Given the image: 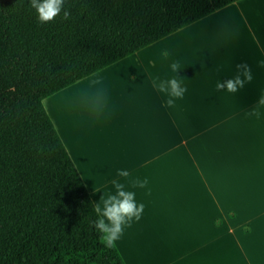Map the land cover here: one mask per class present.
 Segmentation results:
<instances>
[{"label": "crops", "instance_id": "obj_1", "mask_svg": "<svg viewBox=\"0 0 264 264\" xmlns=\"http://www.w3.org/2000/svg\"><path fill=\"white\" fill-rule=\"evenodd\" d=\"M241 63L251 67L252 82L237 93L217 91ZM100 74L114 83L113 101L100 104L105 117L68 124L69 145L63 142L93 201L118 180L144 204L116 242L126 264H264V106L258 119L248 115L264 96V0H238L69 89ZM174 76L187 92L170 108L152 81ZM137 179L147 186L133 188ZM159 229L171 233L151 236ZM171 237L183 246L150 248Z\"/></svg>", "mask_w": 264, "mask_h": 264}, {"label": "trees", "instance_id": "obj_2", "mask_svg": "<svg viewBox=\"0 0 264 264\" xmlns=\"http://www.w3.org/2000/svg\"><path fill=\"white\" fill-rule=\"evenodd\" d=\"M238 0H0V264H126L44 100Z\"/></svg>", "mask_w": 264, "mask_h": 264}, {"label": "clouds", "instance_id": "obj_3", "mask_svg": "<svg viewBox=\"0 0 264 264\" xmlns=\"http://www.w3.org/2000/svg\"><path fill=\"white\" fill-rule=\"evenodd\" d=\"M66 0H29L30 7L35 9L40 24L51 23L57 16L63 13L62 19L68 20L71 13L65 8ZM164 59L171 56L170 50H165L161 53ZM172 72L178 73L181 69L179 61H174L170 65ZM237 74L225 81H218L216 84L217 91L227 90L229 93H237L245 87L247 83L253 80L251 67L246 63L236 65ZM178 76V75H177ZM101 83L99 80H93L92 84ZM153 87L161 93L168 96L166 101L167 107H174L178 99H183L187 92V87L182 84V80L176 76L161 80L156 77L152 81ZM264 106V96H262L256 107L248 112L249 116H254L257 119L260 117V107ZM120 177L127 178L130 173L127 170H120L117 173ZM112 184L115 188V193H107L101 196L100 202H92V206L97 215V219L91 221L92 226L100 234L101 243L106 247L112 248L116 242L123 236L127 227H131L133 222H138L141 219L144 211V204L137 203L136 194L133 191L126 190V185L118 180H113ZM148 184V180L143 181L137 179L132 181V187L144 188Z\"/></svg>", "mask_w": 264, "mask_h": 264}, {"label": "rangeland", "instance_id": "obj_4", "mask_svg": "<svg viewBox=\"0 0 264 264\" xmlns=\"http://www.w3.org/2000/svg\"><path fill=\"white\" fill-rule=\"evenodd\" d=\"M219 20H222L223 22H225L227 20V16L223 14L221 15V18ZM225 38L227 40L228 36ZM104 76H105L104 74H100L98 76L91 77L89 79L82 81V83L80 82L79 85L74 87L73 89H69L68 87L44 100V105L48 113L50 114L51 118L53 119L66 145H69V142H68V139L65 133L67 131L66 128L68 124L70 125L73 124L74 127L76 124L75 128H77L78 125L83 126L86 122L89 123L91 121V117L93 119L105 117V111L104 112H101L102 110L100 111V104L107 103L108 101H113L112 99L109 98V92L114 91V83L112 82L113 84H110L109 83L110 81L106 80ZM93 80H99L101 81V83L93 85L92 84ZM68 93L70 94L68 95ZM54 103H57V105L60 106V108H58V113L60 117L59 120H57L58 118H55L54 112L52 111V108L57 109ZM85 104H87L88 106V107L86 106L87 108L86 112L84 110ZM90 108L96 111L95 114L92 116H90ZM95 133H96L95 131L94 132L92 131V134H95ZM86 143H88V141ZM111 175L114 176L115 174H107V173L105 174L106 177H109ZM88 188L90 189V185L88 186ZM105 192L106 193L111 192L114 194L115 193L114 186L112 185L111 187H108L105 190ZM96 202L99 203L98 201ZM151 233H152L151 236L156 237L157 235V236L164 237V235H170L171 232H163L160 230V231L151 232ZM142 235H147V234L144 233ZM171 238L173 239L171 240H167L168 238L158 239L157 243H153V242L151 243L150 248L158 250L160 248H173V247L183 246L181 245L182 237L180 238L171 237ZM148 247L149 246H147V248ZM137 248H136L137 250L144 248V244L142 241L140 242V244L139 242H137ZM252 258H254L253 255H252ZM256 260L258 261V258Z\"/></svg>", "mask_w": 264, "mask_h": 264}]
</instances>
